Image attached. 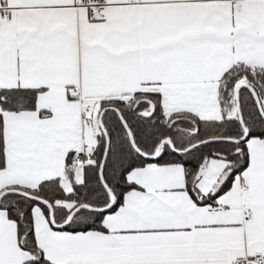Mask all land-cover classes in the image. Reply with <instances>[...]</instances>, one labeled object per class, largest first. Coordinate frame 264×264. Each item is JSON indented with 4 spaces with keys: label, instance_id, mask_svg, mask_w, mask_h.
<instances>
[{
    "label": "snow or ice",
    "instance_id": "snow-or-ice-1",
    "mask_svg": "<svg viewBox=\"0 0 264 264\" xmlns=\"http://www.w3.org/2000/svg\"><path fill=\"white\" fill-rule=\"evenodd\" d=\"M0 264H264V0H0Z\"/></svg>",
    "mask_w": 264,
    "mask_h": 264
}]
</instances>
